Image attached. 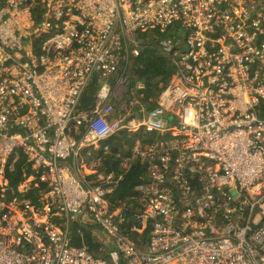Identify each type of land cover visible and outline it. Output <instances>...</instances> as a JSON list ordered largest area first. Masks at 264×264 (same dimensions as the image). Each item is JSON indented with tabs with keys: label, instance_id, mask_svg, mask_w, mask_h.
<instances>
[{
	"label": "built area",
	"instance_id": "built-area-1",
	"mask_svg": "<svg viewBox=\"0 0 264 264\" xmlns=\"http://www.w3.org/2000/svg\"><path fill=\"white\" fill-rule=\"evenodd\" d=\"M144 36L176 67L148 101L129 74ZM123 132L128 152L103 145ZM22 158L0 264H264V0H0V195Z\"/></svg>",
	"mask_w": 264,
	"mask_h": 264
},
{
	"label": "trees",
	"instance_id": "trees-1",
	"mask_svg": "<svg viewBox=\"0 0 264 264\" xmlns=\"http://www.w3.org/2000/svg\"><path fill=\"white\" fill-rule=\"evenodd\" d=\"M36 18L39 19V14L35 13ZM176 73V67L174 66L171 58L162 55L157 47L155 40L151 42L145 40L141 49L140 55L137 58L132 60L131 69L129 74L131 76V87H134L137 82L142 83L144 88L139 90L144 94V100L148 101L150 99H155L162 90V87L167 84L172 76ZM121 75V70L112 80V84H115V80ZM97 77H95L92 83L89 85L88 89L85 91L82 99L81 108L89 110L94 101V96L97 92L98 88ZM138 91V92H139ZM126 97H123L125 99ZM122 99V100H123ZM150 106L153 107L154 103H150ZM141 138L145 141V143L150 142L154 137V134L145 135L141 134ZM135 135H131V133L123 132L115 137H113L108 142H104V144H109L112 151L116 154L117 152H128L134 142ZM106 167L108 170H117L118 162L115 159V156H109L105 158ZM24 165L25 158H22L17 165V168L13 173L8 174L9 179V187H2V192H5L0 195V197H4L7 195L9 197L11 190L16 189L18 184L21 182L24 174ZM33 172V168L31 167L28 171L29 174ZM124 181L121 183L119 189L113 198L115 199H123L126 196H130L134 194L135 187L140 184L145 177V168L138 163L132 165V167L124 171ZM49 183H41L39 181H34L31 184L30 190L26 195L30 198L34 203L38 202L39 196L43 191L49 190ZM73 236H74V245L81 246L82 241L77 235V225L73 227ZM85 234V245L95 254L102 255L106 249L103 245L98 243L96 239L93 238V229L91 228H83ZM149 234V230L145 233V237ZM140 244V241L138 242Z\"/></svg>",
	"mask_w": 264,
	"mask_h": 264
},
{
	"label": "rangeland",
	"instance_id": "rangeland-1",
	"mask_svg": "<svg viewBox=\"0 0 264 264\" xmlns=\"http://www.w3.org/2000/svg\"><path fill=\"white\" fill-rule=\"evenodd\" d=\"M92 232H93V234L95 235V238H96L97 240H101L102 237H103V239L106 240V238H104V235H103L101 232H98V231H96V230H94V231H92Z\"/></svg>",
	"mask_w": 264,
	"mask_h": 264
},
{
	"label": "crops",
	"instance_id": "crops-1",
	"mask_svg": "<svg viewBox=\"0 0 264 264\" xmlns=\"http://www.w3.org/2000/svg\"><path fill=\"white\" fill-rule=\"evenodd\" d=\"M104 238H105V237H104ZM106 242H107V239L105 240V239H103V237H102L101 240H98V243H100V244L103 245V246H107Z\"/></svg>",
	"mask_w": 264,
	"mask_h": 264
}]
</instances>
